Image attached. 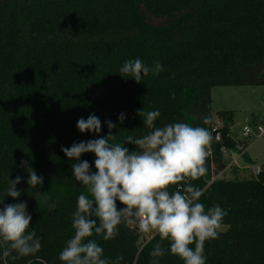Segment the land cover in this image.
<instances>
[{
  "label": "trees",
  "instance_id": "16d2710c",
  "mask_svg": "<svg viewBox=\"0 0 264 264\" xmlns=\"http://www.w3.org/2000/svg\"><path fill=\"white\" fill-rule=\"evenodd\" d=\"M137 57L150 66L159 61L163 71L139 83L116 73ZM225 85L264 86V0H0V198L9 178L20 176L21 195H5L4 203H26L41 245L35 255L13 259V252L0 264H62L76 197L87 190L71 177L78 161L61 146L106 136L105 120L117 125L111 130L117 142L142 136L149 131L137 115L143 108L160 111L157 127L178 121L212 133L206 174L185 178L203 190L205 208L215 203L227 211L226 229L204 242L206 264H264V164L244 180L213 179L226 168L222 148L247 146L230 134L232 110L216 112L218 139L213 135L211 88ZM93 113L101 132H79L77 119ZM94 158L80 157L90 164ZM28 168L42 185L26 183ZM90 239L110 264H150L155 244L168 247L157 233L146 239L128 223L110 240ZM160 264L183 261L166 254Z\"/></svg>",
  "mask_w": 264,
  "mask_h": 264
},
{
  "label": "clouds",
  "instance_id": "9594fccd",
  "mask_svg": "<svg viewBox=\"0 0 264 264\" xmlns=\"http://www.w3.org/2000/svg\"><path fill=\"white\" fill-rule=\"evenodd\" d=\"M161 71L159 61L150 66L137 57L125 60L116 73L139 83L150 73L155 76ZM137 115L149 130L142 136L125 135L117 142L111 135L117 125L105 120L109 130L106 136L61 146L69 160L78 161L71 164V177L87 190V194L81 192L76 197L71 219L74 234L58 254L62 264H110L103 248L90 237L95 234L110 240L122 223L135 224L141 233L155 231L161 241H168L167 249L160 243L153 246L150 264H160L166 254L179 257L183 264H206L204 242L217 238L227 211L215 203L205 208L200 202L203 190L185 178L206 174V148L212 133L205 127L178 121L157 127L158 109H138ZM124 120L125 113H119L118 121L122 124ZM203 122L208 123L207 117ZM76 128L81 133L99 134L101 120L89 114L86 119H77ZM129 143L135 145L133 150L125 146ZM84 153L94 155L91 164L80 159ZM27 171L28 185L43 184L42 176L31 168ZM20 181V176L9 178L4 197H19L21 191L16 185ZM169 185H176V189L170 192ZM4 197L0 198V258L13 252V259L35 255L41 245L35 233L27 231L32 216L26 203L5 204ZM117 201L122 207H117Z\"/></svg>",
  "mask_w": 264,
  "mask_h": 264
},
{
  "label": "rangeland",
  "instance_id": "374dc122",
  "mask_svg": "<svg viewBox=\"0 0 264 264\" xmlns=\"http://www.w3.org/2000/svg\"><path fill=\"white\" fill-rule=\"evenodd\" d=\"M211 99L214 128L220 126L216 112L232 110L234 112V123L230 126V134L236 141L245 140L247 142V146L241 149L240 152L223 153L226 168L223 172H219L221 177L244 180L255 176L256 174L252 172L251 168L254 166L260 167L264 164V135L252 134L244 138L242 127L245 124H249L252 128L257 125H264V86H214L211 88ZM233 160L235 162H232ZM175 189L176 187L172 191ZM128 225L132 227L131 223H128ZM218 229L224 230L226 226L221 225ZM27 231L33 232L31 225H29ZM154 233L156 232L143 234L148 239Z\"/></svg>",
  "mask_w": 264,
  "mask_h": 264
},
{
  "label": "built area",
  "instance_id": "2783aa9c",
  "mask_svg": "<svg viewBox=\"0 0 264 264\" xmlns=\"http://www.w3.org/2000/svg\"><path fill=\"white\" fill-rule=\"evenodd\" d=\"M252 134H255L257 136H263L264 135V125H257L254 128H252L249 124H245L242 127V135L244 138L249 137ZM221 150L223 153L227 152V150L225 148H222ZM232 162H235V161L233 160ZM251 170L254 174H258L260 171V167L254 166L251 168ZM220 173H218L216 176H214L213 179L216 178L218 175H220ZM131 225H132V227L137 228L135 224H131Z\"/></svg>",
  "mask_w": 264,
  "mask_h": 264
},
{
  "label": "water",
  "instance_id": "95a60500",
  "mask_svg": "<svg viewBox=\"0 0 264 264\" xmlns=\"http://www.w3.org/2000/svg\"><path fill=\"white\" fill-rule=\"evenodd\" d=\"M218 133H219L218 128H214L213 129V135L215 136L216 139H218Z\"/></svg>",
  "mask_w": 264,
  "mask_h": 264
}]
</instances>
